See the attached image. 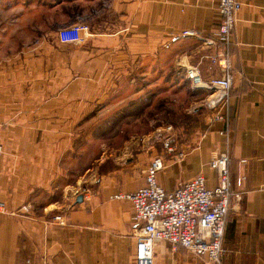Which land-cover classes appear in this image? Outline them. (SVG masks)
Segmentation results:
<instances>
[{
  "label": "crops",
  "instance_id": "crops-1",
  "mask_svg": "<svg viewBox=\"0 0 264 264\" xmlns=\"http://www.w3.org/2000/svg\"><path fill=\"white\" fill-rule=\"evenodd\" d=\"M236 1L233 86L215 112L226 122L213 115L180 147L181 158L163 156L157 181L173 192L202 174L213 189L208 163L227 153L232 191L242 199L226 219L221 264H264V0ZM217 8L218 0H0V43L19 41L0 48V264H135L138 225L131 202L116 197L143 187V167L157 156L97 155L84 167L88 181L85 171L69 172V162L98 141L100 108L117 103L137 70L160 64L165 44L175 57H190L201 41L183 32L216 37ZM75 24L89 35L59 43L58 30ZM153 264L206 263L159 243Z\"/></svg>",
  "mask_w": 264,
  "mask_h": 264
},
{
  "label": "built area",
  "instance_id": "built-area-1",
  "mask_svg": "<svg viewBox=\"0 0 264 264\" xmlns=\"http://www.w3.org/2000/svg\"><path fill=\"white\" fill-rule=\"evenodd\" d=\"M239 10L240 4L236 0H218L220 23L215 38L209 39L191 31L182 33V37L196 38L212 51L210 62L212 67L217 68L216 78L202 84L196 66L188 63L184 67L186 79L193 88L213 92L206 104L209 110L218 111L226 103L233 86L230 46ZM88 33L86 25L75 24L59 29L57 39L61 44L78 45ZM214 119L226 122L220 112L216 113ZM167 135L162 139L166 153H176L172 145L174 140L170 133ZM2 153L0 144V157ZM182 155L181 152L175 154L176 158ZM229 165L230 157L227 153L214 155L210 160L208 166L215 175L213 189H207L204 176L198 174L181 183L173 192H166L157 181L158 173L165 167L163 156H157L148 163L143 172V187L116 197L131 202L132 219L138 225L133 235L136 240L135 264H153V249L159 243H167L174 250L182 249L204 260L206 264H221L226 219L233 203L242 199L241 193L235 194L232 191ZM237 182L241 183L242 178H238ZM0 213H6V207L1 202ZM54 222L64 225L60 216L54 217Z\"/></svg>",
  "mask_w": 264,
  "mask_h": 264
},
{
  "label": "rangeland",
  "instance_id": "rangeland-1",
  "mask_svg": "<svg viewBox=\"0 0 264 264\" xmlns=\"http://www.w3.org/2000/svg\"><path fill=\"white\" fill-rule=\"evenodd\" d=\"M39 26L40 30L48 28L47 25ZM17 44L19 41L7 37L1 41L0 48ZM166 48L160 64L151 68L147 65L145 69L137 70L132 86L120 93L117 103L100 108L105 116L99 121L98 141L90 143L77 162L70 160L69 172L75 175L85 171L84 167L93 163L97 155L100 158L110 155V159L118 161L134 159L140 155L150 157L151 154L153 157L175 156L181 152V146H189L193 138L200 137L209 127L216 111L209 110L206 104L213 92L193 88L186 79L184 67L189 63L199 71L202 68L201 82H208L207 76L214 77L218 73L217 68L214 70L212 68L215 66H211L212 51L201 42L190 47V57H175L172 49ZM184 48L188 50L187 46ZM167 133L174 140L172 145L176 148V153H166L161 134L166 136ZM90 175V172L85 171L82 177L88 181Z\"/></svg>",
  "mask_w": 264,
  "mask_h": 264
},
{
  "label": "water",
  "instance_id": "water-1",
  "mask_svg": "<svg viewBox=\"0 0 264 264\" xmlns=\"http://www.w3.org/2000/svg\"><path fill=\"white\" fill-rule=\"evenodd\" d=\"M161 136H163L162 139L165 138V136H164L163 134H161ZM166 136H168V135H166ZM81 200H82V197L79 196V197L77 198L76 202H77V203H81Z\"/></svg>",
  "mask_w": 264,
  "mask_h": 264
},
{
  "label": "bare ground",
  "instance_id": "bare-ground-1",
  "mask_svg": "<svg viewBox=\"0 0 264 264\" xmlns=\"http://www.w3.org/2000/svg\"><path fill=\"white\" fill-rule=\"evenodd\" d=\"M202 83V82H201ZM203 84V83H202Z\"/></svg>",
  "mask_w": 264,
  "mask_h": 264
}]
</instances>
